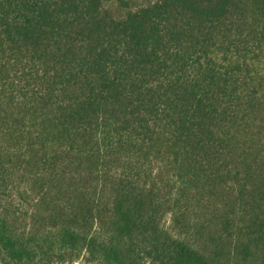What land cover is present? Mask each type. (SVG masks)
I'll use <instances>...</instances> for the list:
<instances>
[{"label": "trees", "instance_id": "1", "mask_svg": "<svg viewBox=\"0 0 264 264\" xmlns=\"http://www.w3.org/2000/svg\"><path fill=\"white\" fill-rule=\"evenodd\" d=\"M0 264H264V0H0Z\"/></svg>", "mask_w": 264, "mask_h": 264}, {"label": "rangeland", "instance_id": "2", "mask_svg": "<svg viewBox=\"0 0 264 264\" xmlns=\"http://www.w3.org/2000/svg\"><path fill=\"white\" fill-rule=\"evenodd\" d=\"M131 2V5L132 6H135V5H142V4H145L147 3L149 0H128ZM107 9H109L115 17H120L123 15V10L119 9L118 6L114 3H109L106 5ZM171 224V220L170 218L166 219L165 221V227H169Z\"/></svg>", "mask_w": 264, "mask_h": 264}]
</instances>
